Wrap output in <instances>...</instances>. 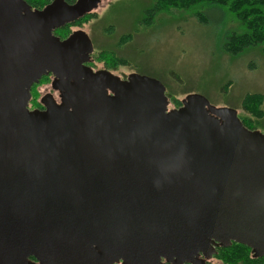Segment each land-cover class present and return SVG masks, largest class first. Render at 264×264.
<instances>
[{
  "label": "water",
  "instance_id": "water-1",
  "mask_svg": "<svg viewBox=\"0 0 264 264\" xmlns=\"http://www.w3.org/2000/svg\"><path fill=\"white\" fill-rule=\"evenodd\" d=\"M103 0H0V264H207L264 256V132L138 73L94 70L82 29ZM52 75L58 91L28 109Z\"/></svg>",
  "mask_w": 264,
  "mask_h": 264
},
{
  "label": "rangeland",
  "instance_id": "rangeland-1",
  "mask_svg": "<svg viewBox=\"0 0 264 264\" xmlns=\"http://www.w3.org/2000/svg\"><path fill=\"white\" fill-rule=\"evenodd\" d=\"M150 1L103 0L88 13L94 14L93 17L71 27V32L82 29L90 37L93 45L90 64L94 70L107 69L121 78L133 72L154 77L172 97L182 100L187 94H200L213 106L231 107L240 116H251L241 105L243 95L259 92L263 94L264 110L263 45L236 57L224 54L220 49L221 17L216 16L201 24L194 16H181L170 10L157 13L152 19L145 17L141 23L143 7ZM126 33L130 37L121 39ZM102 48L112 50L124 62L110 68L102 60H94L95 53ZM49 90H53L50 78H45L30 93ZM170 107L173 106L169 103ZM260 121L263 126L256 129L264 132V116ZM209 261L216 262L213 257Z\"/></svg>",
  "mask_w": 264,
  "mask_h": 264
},
{
  "label": "trees",
  "instance_id": "trees-1",
  "mask_svg": "<svg viewBox=\"0 0 264 264\" xmlns=\"http://www.w3.org/2000/svg\"><path fill=\"white\" fill-rule=\"evenodd\" d=\"M25 1L32 8H42L51 0ZM65 1L74 2V0ZM170 10L177 15L194 16L201 24L207 23L208 18L212 16L221 17L220 49L231 57H236L247 49L259 45L264 46V0H151L146 7H143L141 12L143 19L140 22L142 23L145 17L152 19L155 14ZM93 16L94 14H87L73 22L66 23L55 29L54 34L63 38L71 32V27L80 26ZM106 33L110 32L106 30ZM129 37L130 33H126L121 39ZM94 58V60H102L110 68L121 64V61L124 62L122 57L116 56L112 50L107 48L97 51ZM105 58L110 61H106ZM165 94L173 107L181 105L180 99L172 97L166 90ZM32 100L35 101L34 98ZM262 101L263 94L259 92H247L243 95L241 105L249 111L251 116L238 115V117L248 129L263 126L260 121L264 116ZM212 257L216 262L209 261L207 264H264V256L254 257L249 247L235 242L227 247H217Z\"/></svg>",
  "mask_w": 264,
  "mask_h": 264
},
{
  "label": "flooded vegetation",
  "instance_id": "flooded-vegetation-1",
  "mask_svg": "<svg viewBox=\"0 0 264 264\" xmlns=\"http://www.w3.org/2000/svg\"><path fill=\"white\" fill-rule=\"evenodd\" d=\"M45 78H50V82H51L53 77H52L51 74L42 75L38 79V81L31 86V90H32L33 86H34V88L37 87L39 82L41 80L45 79ZM33 98L35 99V101L32 100ZM52 98L56 102H59V96H58V92L57 91L54 92V90H49V91H44L43 93H39L38 92L35 95H33L32 91H31V97H30V100L28 102V109H30V110H32V109H39V110L44 109L42 101H45V100H48V99H52Z\"/></svg>",
  "mask_w": 264,
  "mask_h": 264
}]
</instances>
